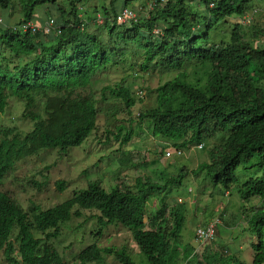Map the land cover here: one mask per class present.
I'll use <instances>...</instances> for the list:
<instances>
[{"label":"trees","instance_id":"trees-1","mask_svg":"<svg viewBox=\"0 0 264 264\" xmlns=\"http://www.w3.org/2000/svg\"><path fill=\"white\" fill-rule=\"evenodd\" d=\"M66 1L0 0L5 10L20 5L24 16L16 29L0 25V114L6 112L10 98H17L25 102L24 117L34 123L24 135L10 137L5 132L1 137L0 182L18 162L41 151L80 147L97 130L100 113L94 95L81 91L99 73L109 68L125 71L128 63L141 74H176L154 91L156 107L139 113L150 136L166 144L163 154L169 148L202 145L197 147L200 152L211 147L209 157L191 172L180 164L178 174L162 178V183L138 178L133 189L125 185L108 190L102 182L92 181L47 210L34 205L27 210L0 190V252L9 264H66L55 246L62 225L82 217L83 211H95L101 228L121 224L129 229L150 264H177L178 252L172 245L180 239L185 219L183 206H171L168 198L185 190L188 176H204L219 189L217 193L237 188L242 202L259 198L264 204V45L255 40L258 31H264V14L262 25L243 26L236 20L264 0H194L196 4L155 0L154 9L131 26L117 25V16L130 1L141 0H110L99 10L103 25L90 24L84 30L79 12L88 0ZM39 8L51 10L62 27L60 36L20 30L22 23L34 21ZM158 26L161 35L154 34ZM106 89L131 115L136 105L131 90L121 84ZM107 100L103 96L102 101ZM122 131L118 128L117 138ZM133 134L129 130L122 143H129ZM219 137V144L209 145ZM255 158L263 175L241 184L237 169ZM57 186L64 191L67 185L60 181ZM152 195L158 196L161 207L145 222ZM248 225L247 231L258 238L252 244V264H264V208L249 218ZM105 255L121 264H137L125 249L96 244L75 259L99 264ZM210 260L247 264L234 254L223 259L210 253Z\"/></svg>","mask_w":264,"mask_h":264},{"label":"rangeland","instance_id":"rangeland-1","mask_svg":"<svg viewBox=\"0 0 264 264\" xmlns=\"http://www.w3.org/2000/svg\"><path fill=\"white\" fill-rule=\"evenodd\" d=\"M60 1L62 4L67 2ZM109 1L88 0L80 7L79 14L84 19L92 15L97 16L102 13L99 11L102 7L109 5ZM143 1L136 3L130 1L129 8H143ZM147 2L145 7L150 8L155 1ZM191 3L196 4V1L191 0ZM50 11L49 8H39L33 24L38 27L43 25L44 21L52 16ZM263 14L264 4L256 5L244 17L236 20L243 26L252 22L262 25ZM23 17L20 5L8 10L0 8V18L10 27L17 26ZM246 18L251 19L250 23L245 22ZM227 28L229 31L232 30L230 24ZM252 33L254 34V31ZM255 40L259 46L264 45L263 30L258 31V38ZM124 68L125 71L121 68L119 70L109 68L99 73L92 83L81 91L94 95L99 102L100 113L97 130L80 147L67 152L45 150L18 162L14 170L0 182V190L27 210L33 205L47 210L71 199L76 191L86 189L92 181L102 182L103 187L108 190L125 185L133 189L138 178L162 183V178L178 174L180 164L187 165L191 172L200 163L205 162L211 147L205 146L203 150L206 151L201 150L202 152L198 151L197 146L188 150L169 148L166 152L171 153L166 156L162 148L166 144L153 139L150 131H147L146 122L142 124L139 120L140 111L156 107L154 91L173 79L175 72L164 75L156 72L141 74L135 72L137 68L130 69L129 63ZM118 84L129 88L136 99L131 115L123 102L114 99L110 90L106 89H114ZM140 91L143 92L144 98L138 96ZM103 96L108 100L102 101ZM25 110L24 101L10 98L6 112L0 114V139L5 132L12 137L33 130L34 123L24 117ZM120 127L123 131L117 138ZM129 130L134 133L132 139L129 143L123 144V136ZM220 140L221 137L214 139L209 145H217ZM258 162V158H255L237 169L236 176L241 184L263 175L261 168L256 166ZM60 181L66 182L64 191L58 189L57 183ZM184 189L179 193L174 191L176 193L168 198L171 206H183L181 213L185 219L182 235L172 245V249L178 252L177 264H211L210 253H217L223 259L234 254L243 262L252 264L254 255L252 244L258 238L247 231L248 221L252 215L263 210V201L253 198L248 203L242 202L237 188L225 194L217 193L219 189L215 190L212 182L204 179V176H188ZM160 207L158 196L152 195L146 203L145 222ZM97 215L95 211H83L82 217L74 218L62 225L61 236L55 242V246L66 264H81L75 259L76 255L94 244L101 248L125 249L135 263L150 264L139 250L129 229L121 224L101 228ZM217 219L221 223L217 226L215 240L208 246H202L196 236L197 229ZM0 264H9L2 252ZM99 264L121 263L114 256L105 255L104 261Z\"/></svg>","mask_w":264,"mask_h":264},{"label":"built area","instance_id":"built-area-1","mask_svg":"<svg viewBox=\"0 0 264 264\" xmlns=\"http://www.w3.org/2000/svg\"><path fill=\"white\" fill-rule=\"evenodd\" d=\"M155 1V0H154ZM162 2H166V0H162ZM155 3L153 2L150 5V8H146L145 6H143V8L140 9H131V8H124L122 9L118 16H117V20H116V24L119 26H131L133 23L138 22L140 19L146 17L150 11H152L155 7ZM146 8V9H144ZM84 21L82 22L81 25V29H85L88 25L90 24H95L97 26H101L103 25L105 19L102 16V14H98L95 17V20H89L91 22L86 21L84 18H82ZM247 21H245L246 23H250L251 19L246 18ZM4 20L2 18H0V25H5L4 24ZM14 27V29H16V26H12ZM20 30L23 32H32L33 34H36L38 32H42L44 35H56V36H60L63 32L61 25L57 24V21L52 18L49 17L47 20L44 21V24L41 25L40 27L36 26L35 24H33V22H29V23H22V25L20 26ZM154 34L155 35H161L162 34V28L161 26H158L155 30H154ZM138 96L140 98H144V94L142 91L138 92ZM199 149H202L203 146L199 145L198 146ZM170 152H168L166 154L169 155ZM220 220H216L211 222L207 227L205 228H199L197 230V238L201 243H208L214 240L215 234H216V230H217V226L218 224H220Z\"/></svg>","mask_w":264,"mask_h":264},{"label":"bare ground","instance_id":"bare-ground-1","mask_svg":"<svg viewBox=\"0 0 264 264\" xmlns=\"http://www.w3.org/2000/svg\"><path fill=\"white\" fill-rule=\"evenodd\" d=\"M210 224V223H209ZM208 224V225H209ZM208 225H206V226H201L200 228H205V227H207ZM199 229V228H198ZM197 229V230H198ZM196 234H197V231H196ZM197 236V235H196ZM215 237H216V234H215ZM215 237H214V240H215ZM198 239V238H197ZM199 241V240H198ZM212 242V241H211ZM205 244H210V242H208V243H201V245H205Z\"/></svg>","mask_w":264,"mask_h":264},{"label":"clouds","instance_id":"clouds-1","mask_svg":"<svg viewBox=\"0 0 264 264\" xmlns=\"http://www.w3.org/2000/svg\"><path fill=\"white\" fill-rule=\"evenodd\" d=\"M198 147V146H197ZM168 153V152H167ZM170 153H171V151H170Z\"/></svg>","mask_w":264,"mask_h":264}]
</instances>
